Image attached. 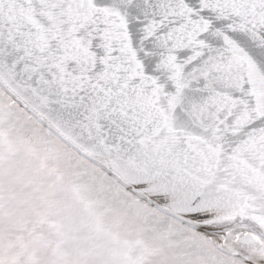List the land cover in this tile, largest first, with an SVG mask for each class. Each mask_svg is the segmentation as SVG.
Listing matches in <instances>:
<instances>
[{"label": "snow or ice", "instance_id": "1", "mask_svg": "<svg viewBox=\"0 0 264 264\" xmlns=\"http://www.w3.org/2000/svg\"><path fill=\"white\" fill-rule=\"evenodd\" d=\"M0 264H264V0H0Z\"/></svg>", "mask_w": 264, "mask_h": 264}]
</instances>
